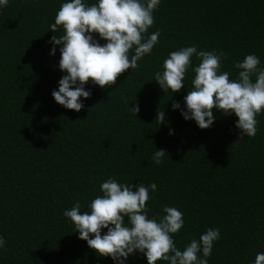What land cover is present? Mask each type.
I'll use <instances>...</instances> for the list:
<instances>
[{
    "label": "trees",
    "instance_id": "1",
    "mask_svg": "<svg viewBox=\"0 0 264 264\" xmlns=\"http://www.w3.org/2000/svg\"><path fill=\"white\" fill-rule=\"evenodd\" d=\"M65 2L9 0L0 7V236L6 240L0 264H115L79 239L63 215L77 201L86 210L109 177L157 185L148 215L161 217L164 206L183 212L184 226L173 236L179 249L217 228L208 264H254L264 252V112L252 138L239 139L238 118L218 110L213 125L201 129L181 115L192 68L178 93L164 92L154 74L171 51L192 45L225 53L221 71L230 79L238 76L234 64L249 54L264 68V0H161L148 33L159 29V43L116 84H86L92 95L80 98L79 112L51 95L64 73L62 45L52 55L49 43L63 29L53 33L50 25ZM198 64L193 56L192 66ZM163 110L166 123L159 125ZM157 149L167 151L159 165L152 159ZM125 264L148 262L137 252Z\"/></svg>",
    "mask_w": 264,
    "mask_h": 264
},
{
    "label": "clouds",
    "instance_id": "2",
    "mask_svg": "<svg viewBox=\"0 0 264 264\" xmlns=\"http://www.w3.org/2000/svg\"><path fill=\"white\" fill-rule=\"evenodd\" d=\"M161 0H98L87 4L85 0H67L55 15L50 30L56 33L62 27V35H53L49 41L60 47L59 69L64 75L59 80L58 90L51 95L61 106L79 112L84 104L81 97L88 99L92 93L85 90L91 82L102 89L116 84L118 76L126 70L139 67L145 55L152 52L159 43V29L150 35L155 24L154 12ZM9 0H0V7H6ZM106 41L101 44L94 38ZM193 56L199 61L192 66ZM223 52L198 50L196 45L171 51L163 61L162 71L154 74V80L164 92L178 93L184 88V80L191 67L194 78L191 88L184 96L181 115L185 120H194L199 128H210L215 120L214 110L225 116L233 113L238 118L235 127L239 139L255 137L259 121L256 117L264 112V68L255 54H249L234 67L238 76L230 79L228 71H221ZM255 77V79H253ZM125 104L127 97H122ZM172 108L180 109L179 102ZM136 115L138 103L130 108ZM160 124L166 123L165 112H157ZM174 134V130L169 131ZM167 151L157 149L152 156L159 165ZM157 190L153 182L120 183L109 177L101 183L102 195L91 200L87 209L77 201L63 215L75 226L79 239L99 256L110 257L115 264H125L130 255L142 253L148 264L166 261L168 264H208L214 242L220 238L217 228H208L199 239L192 238L183 250L173 238L184 226L183 212L176 207L164 206L161 217H149L147 201L151 192ZM127 217V220H125ZM107 232L102 234V230ZM6 247V240L0 236V249ZM254 264H264V252L256 254Z\"/></svg>",
    "mask_w": 264,
    "mask_h": 264
}]
</instances>
